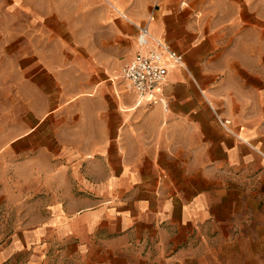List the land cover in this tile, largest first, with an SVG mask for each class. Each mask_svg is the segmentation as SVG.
Instances as JSON below:
<instances>
[{
  "label": "crops",
  "instance_id": "crops-1",
  "mask_svg": "<svg viewBox=\"0 0 264 264\" xmlns=\"http://www.w3.org/2000/svg\"><path fill=\"white\" fill-rule=\"evenodd\" d=\"M143 24L183 64L136 102L120 67ZM9 54L0 262L58 243L97 263L264 264V215L246 212L264 204V0H0Z\"/></svg>",
  "mask_w": 264,
  "mask_h": 264
},
{
  "label": "rangeland",
  "instance_id": "rangeland-1",
  "mask_svg": "<svg viewBox=\"0 0 264 264\" xmlns=\"http://www.w3.org/2000/svg\"><path fill=\"white\" fill-rule=\"evenodd\" d=\"M8 2V0H7ZM8 6V3H7ZM9 19L7 17V23ZM13 47H11L12 49ZM8 49V47H7ZM8 54V51H7ZM13 55H7L5 61L0 57V138L9 139L5 143L0 141V153H12V138L14 135V122L16 120L17 106H15V94H14V77L13 67L14 62L12 60ZM24 109V106L18 104V119L19 112ZM24 111V110H23ZM258 212L264 215V204L257 210V207H247L246 212ZM12 223H6L5 237L0 239V248L10 247L12 238L11 225ZM264 224V222H263ZM56 244V243H55ZM99 250V248H96ZM115 254L110 256L111 260L105 263H97L93 261L94 257L101 255L95 254H62L61 245H57L49 248L46 252L40 248V245L33 248L32 252L26 250H20L12 252L5 260L0 264H175L171 258L165 259H150L142 253H133L125 248H118ZM114 256L115 258H113ZM264 263V253L262 254ZM187 264H190L189 262ZM205 264V263H204ZM207 264V263H206ZM211 264V263H208Z\"/></svg>",
  "mask_w": 264,
  "mask_h": 264
},
{
  "label": "built area",
  "instance_id": "built-area-1",
  "mask_svg": "<svg viewBox=\"0 0 264 264\" xmlns=\"http://www.w3.org/2000/svg\"><path fill=\"white\" fill-rule=\"evenodd\" d=\"M137 42L139 48L120 67V77L125 87L136 94V102H140L164 81L168 66L182 65L183 59L168 43L151 36L145 24L138 27Z\"/></svg>",
  "mask_w": 264,
  "mask_h": 264
}]
</instances>
